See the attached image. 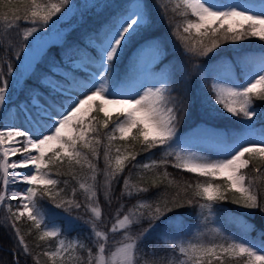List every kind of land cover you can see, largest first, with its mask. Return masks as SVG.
<instances>
[{"label": "snow or ice", "instance_id": "1", "mask_svg": "<svg viewBox=\"0 0 264 264\" xmlns=\"http://www.w3.org/2000/svg\"><path fill=\"white\" fill-rule=\"evenodd\" d=\"M109 7L86 4L81 16ZM157 7L167 19V6L157 0ZM72 11L71 0H0V48L12 53L0 63V206L7 209L0 227L14 241V250L7 253L11 259L0 256V264H40V255L51 264H264V233L257 244L246 235L209 227L222 219L224 203L264 217V128L257 131L253 123L260 115L257 102L264 104V54L258 60L241 54L239 62L223 55L213 58L225 43L264 41V0H177L171 11L184 20L175 25L174 35L188 58L187 68L173 65L156 79L163 53L145 38L124 82L119 61L151 21L147 0H127L120 12L85 33L82 44L62 46L60 60L38 77L39 88H28L25 101L7 107L10 85L25 90L21 78L32 68L43 39L36 34ZM13 31L19 43L9 36ZM89 50L94 55H87ZM12 60L23 63L19 77ZM140 68L148 74L143 81L135 75ZM178 80L185 91L194 82L204 85L210 101L241 127L233 134L202 124L185 134L190 99L173 95ZM191 141L206 147L194 151ZM153 150L159 159L138 162L141 153ZM101 156L103 170L97 164ZM129 165L152 176L141 175L137 183L122 179ZM169 166L192 174L195 182L170 179ZM100 174L103 203L112 208L116 200L114 214L107 213L113 221L107 231L98 228L105 215ZM61 176L77 182L83 204L75 199V188L73 198L62 196L70 180ZM170 188L175 189L171 194ZM45 199L69 216L86 208L90 216L69 219L68 227L83 219L89 237L58 239L54 250L34 255L17 227L21 218L41 233L40 241L59 238L64 231L48 223L40 205ZM12 200L19 201L15 210ZM186 208L199 210L202 230L194 240L177 235L183 234ZM110 233L121 239L110 243ZM4 245L0 238V252Z\"/></svg>", "mask_w": 264, "mask_h": 264}, {"label": "trees", "instance_id": "2", "mask_svg": "<svg viewBox=\"0 0 264 264\" xmlns=\"http://www.w3.org/2000/svg\"><path fill=\"white\" fill-rule=\"evenodd\" d=\"M103 3L112 4L116 7L115 10L110 11V7L107 9H102V14L97 15H89L87 20H92L93 22H98V24H102L105 21L109 20L114 13L120 12L127 0H102ZM149 5V10L151 13V24L146 32L141 33L140 36L136 37V40L133 44L129 45L128 49L125 51L122 59L119 61V65L117 71L120 73L121 78L125 77L124 73L126 69H128L129 65L136 59L134 56V52L136 47L142 42L143 39H151L152 41H158L160 45L167 52V59L162 64L163 68L168 70L170 73L173 65H179L180 67L187 68L188 66V58L182 51V44L177 36L174 35L175 25L182 24L184 18L180 15L173 13L171 9L175 6L177 0H159L161 5L167 6V19L162 14V9L157 7V0H147ZM90 22V21H89ZM171 24V26H170ZM88 27V26H87ZM98 26L96 29H98ZM95 29V30H96ZM3 33V28L0 26V34ZM14 34L16 32L14 31ZM10 36V35H9ZM18 36V35H17ZM82 38L78 35L71 34L67 44L77 43L81 44ZM61 45V44H60ZM58 42L48 43L44 48L47 49L48 58L43 62H37L35 70H33L32 74L24 80L22 83L24 84V91H20L17 87H15L14 95L8 98V105L11 106L13 103L18 105L21 101H25L27 99V89L28 88H39L38 77L46 72L49 65L53 62H58L60 60V53L62 50V46H60ZM90 51V50H89ZM241 54H264V41H260L257 38H249L248 40L239 42V43H225L221 48L216 50V56L213 58H217L220 55L227 56L230 59H238ZM12 56L11 52H8L6 48H0V63L7 61ZM15 62V60H12ZM209 63H211L209 61ZM160 67V66H159ZM35 73V74H33ZM17 88V89H16ZM17 90V92H16ZM188 95L190 99V108L188 110V114L182 124V131L186 134L197 125L207 124L213 128L219 129L222 132H231L235 134L236 130L241 127V122L229 114L224 112L220 106H215L209 99L207 89L204 85L199 82H194L189 86L188 90L185 91L184 88L181 87L179 80L175 85L173 95ZM259 110L258 117L255 119L257 124L264 127V104L261 102H257ZM7 111V110H6ZM119 143V142H118ZM137 149L139 150V145H137ZM102 151V150H101ZM160 153L153 150V153H141L138 156L139 163L151 162L152 159H159ZM98 167L103 170L104 163L103 158L101 156V160L97 162ZM170 173V179H175L177 181H190L195 182L196 178L190 173H183L180 170L173 169L169 166L166 169ZM159 172L165 171V169H157ZM251 174V173H250ZM143 175L146 178L152 176V172H143L141 169L133 168L131 165L126 167L125 172L123 173L122 179L127 177L132 183H137L140 180V176ZM56 178V177H54ZM68 178L70 183L62 196L65 199L73 198L72 189H76L75 199L82 204L85 202V195L82 191L79 190V186L76 181L70 179V177H59V179L63 180ZM159 183V181H158ZM164 184H167V181H163ZM98 188L100 189L99 195L102 201L101 208L104 211L105 215L102 217V222L98 223V227L101 230L107 231L110 227L112 221L111 217L107 216V213L113 212L114 214V206L116 204V200H113V207L108 208L103 203V177L102 174L98 175L97 178ZM63 187V185H60ZM155 191V189H153ZM169 193H173L175 191L174 188L168 189ZM40 205L42 206V210L47 213V221L52 226H56L58 228L63 229L62 235L59 238H45L44 241H40L38 239L41 233L37 232L35 228L32 226L31 222L27 220L26 217L21 218L18 222L17 227L20 228L21 233L25 237V242L29 245L30 249H32L33 254L42 253L46 249L54 250L57 246L58 239L68 240L69 238L75 239L79 237L81 240H84L86 237H89V228L84 223L83 219H76L73 228L68 229L65 223V217L67 219H75L77 216L84 217L85 219L90 216V212L82 207L79 210H73L71 215L63 212L62 209H57L53 205L50 200H42L40 201ZM13 210L16 209V206H12ZM222 216L225 221L228 222L231 228L237 229L240 224V220L243 222V225H247L250 228V234L252 237L257 240L261 239V233H264V217H262L261 213L257 210H246L239 208L237 205L231 203H224L222 205ZM198 209L195 208H186L183 210L185 213V225L192 224L195 222L196 217L198 215ZM7 215L6 207L1 206L0 212V220L3 219L4 216ZM53 219V220H52ZM175 223V222H170ZM118 236L121 237L120 234L110 233V238L115 239ZM0 238L5 241L4 250L0 252V256H2L5 260L11 259L8 256V250L10 247L14 250V241L9 239V235L7 233V229L0 227ZM88 243V241H85ZM114 242V241H113ZM59 262V261H58ZM40 264H51V261L48 260L47 257L40 255Z\"/></svg>", "mask_w": 264, "mask_h": 264}, {"label": "rangeland", "instance_id": "3", "mask_svg": "<svg viewBox=\"0 0 264 264\" xmlns=\"http://www.w3.org/2000/svg\"><path fill=\"white\" fill-rule=\"evenodd\" d=\"M101 1L102 0H71L73 11L69 15L63 16L61 19L56 20V24L54 27L43 29V30H41V32L37 33L36 35L41 36L43 39L38 41V46L35 49V55L37 58L35 61H33L32 68L35 70V65H37V62H43L44 60H46L48 58V54H47L48 48H44L46 46V44H48L50 42H52V43L58 42L59 45L61 44L60 46H66V43L68 42L69 38L71 37V34H73V35L79 34L80 38H82L85 33L93 32L98 26H100L101 24H98V22H95V21L93 22L90 19L87 20V17L91 14L97 15V16L101 15L102 14V8H97L94 12L88 11L86 13V15H84V16H81V13L85 12V5L86 4H93V3H99L100 4ZM243 2L249 3V4H257V3H259V0H243ZM101 5H103V4H101ZM115 9H116V7L111 2L110 11H113ZM54 19H56V18H54ZM150 24H151V22H150ZM10 37H11L13 42L19 43V36L15 35L14 31L12 32ZM80 43L81 44L83 43L82 40ZM155 44H157V43H155ZM160 49H161V52L163 53V55L161 57V61H160V63H161L165 57V52H164V50H162L161 47H160ZM87 55H94V54H92L90 51H88ZM248 56H249V58H251L253 60H258L261 55L248 54ZM239 59L240 58L237 59V62H239ZM84 62L87 63L86 58H85ZM12 63H13V67L16 69L17 77H19L20 72L23 71V63H22V61L19 62V66H18L17 61H15V63L12 61ZM157 66H159V65H157ZM163 66L164 65L162 64V65H160V67L156 68V70H155V78L156 79L161 78L162 75H167L169 69L166 70L163 68ZM32 68L29 69V71L26 72L21 79H25L26 77L31 75ZM83 71L84 70L82 69L81 72H83ZM135 75H136V79H139L141 81H143L145 79V77L148 76V74L145 73L142 68H140L136 72ZM128 79H129L128 77H125L124 78L125 82H128ZM15 87L16 86L14 84L10 85L11 90L9 92L8 98H10L14 95ZM16 92H17V90H16ZM14 105L15 104H13L12 106H14ZM12 106H7V107H12ZM6 110L7 109H5V111ZM258 111L259 110H257V112ZM253 123L255 125V120L253 121ZM255 127H256V125H255ZM262 128H263V126H258V127H256V130L259 131ZM191 143L194 147L193 148L194 151L199 150L201 147H206L205 145H201L197 141H191ZM17 187L22 188L23 185H19ZM13 201H16V200L10 201L12 206L16 205L18 207L19 201H16L15 204H13ZM221 216H222V214H221ZM68 221H69V219H67L65 217V223H66L67 227H68ZM240 222L241 223L238 224L239 228L234 229V228L230 227L228 222L225 221L223 216H222V219L218 223L210 224L209 227H220L222 230L226 229L227 234H231V235H238V236H245L246 235V238L249 241L259 244V241H257L255 238H253L250 235V228L249 227H248L247 233L245 234L244 225H242L241 220H240ZM73 224H72L71 228L74 227ZM87 227L89 228L88 225H87ZM68 229H69V227H68ZM198 230H202V225L200 224V216L199 215L197 216L195 222H193L192 224H187L184 226L183 234L177 233V235L180 236L181 238H184V239H193L194 240ZM117 234H119V233H117ZM69 239H71V238H69ZM120 239H121L120 236H118L117 238H115L113 240H112V238H110V243H112L113 241H118ZM167 239H168V237L165 238V240H167ZM57 260L59 261V258H57Z\"/></svg>", "mask_w": 264, "mask_h": 264}]
</instances>
